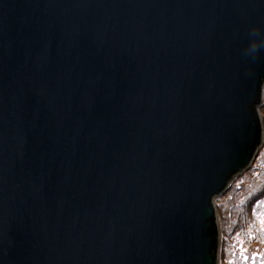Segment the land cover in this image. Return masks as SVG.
Segmentation results:
<instances>
[{"label":"water","instance_id":"water-1","mask_svg":"<svg viewBox=\"0 0 264 264\" xmlns=\"http://www.w3.org/2000/svg\"><path fill=\"white\" fill-rule=\"evenodd\" d=\"M263 105L264 0H0V264H220Z\"/></svg>","mask_w":264,"mask_h":264},{"label":"trees","instance_id":"trees-1","mask_svg":"<svg viewBox=\"0 0 264 264\" xmlns=\"http://www.w3.org/2000/svg\"><path fill=\"white\" fill-rule=\"evenodd\" d=\"M216 205L222 230L220 264H247L244 258L264 264V143L251 168L236 179ZM228 240L232 241L226 248Z\"/></svg>","mask_w":264,"mask_h":264},{"label":"rangeland","instance_id":"rangeland-1","mask_svg":"<svg viewBox=\"0 0 264 264\" xmlns=\"http://www.w3.org/2000/svg\"><path fill=\"white\" fill-rule=\"evenodd\" d=\"M261 110L263 111L264 108L262 107ZM261 114L263 115V112H262ZM263 124H264V116H263ZM262 147H263V146H262ZM261 149H262V148H261ZM257 156H258V155H257ZM255 160H256V159H255ZM250 168H251V167H250ZM227 207H228V206H227ZM235 235H240V234H235ZM236 238H238V236H236ZM234 240H235V239H233V241H234ZM231 241H232V240H230V241L228 240V242H227L228 245L226 244V248L229 247V245L231 244ZM235 241H236V240H235ZM232 251L235 252V253H238L239 250L236 251V248H233V249L231 248V252H232ZM231 252L229 251L230 254H231ZM242 252H244V250H242ZM228 255H229V254H228ZM236 255H237V254H236ZM247 261H248V262H247ZM244 262H246L247 264H256V262H254V260H252V263H250V261L247 260V259H245V258H244Z\"/></svg>","mask_w":264,"mask_h":264},{"label":"clouds","instance_id":"clouds-1","mask_svg":"<svg viewBox=\"0 0 264 264\" xmlns=\"http://www.w3.org/2000/svg\"><path fill=\"white\" fill-rule=\"evenodd\" d=\"M260 46L259 45H257V44H252L251 46H250V51L251 52H256L257 50H258V48H259Z\"/></svg>","mask_w":264,"mask_h":264}]
</instances>
